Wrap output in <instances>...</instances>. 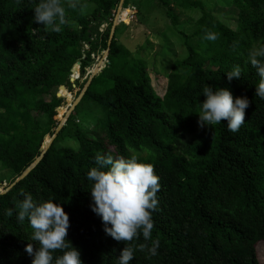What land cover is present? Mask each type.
<instances>
[{"label":"trees","instance_id":"1","mask_svg":"<svg viewBox=\"0 0 264 264\" xmlns=\"http://www.w3.org/2000/svg\"><path fill=\"white\" fill-rule=\"evenodd\" d=\"M38 2L0 0V164L15 174L11 183L50 139L58 125L56 109L60 121L64 118L58 90L65 98L73 93L66 88L79 75V64L82 72L91 66L98 45L109 49L108 64L101 62L42 160L0 195V264H31L24 247L37 246L28 239L32 230L27 219L15 220L24 194L37 203L49 198L61 203L69 218L66 239L80 250L82 264H116L126 242L103 231L89 207L85 174L97 152L127 157L129 150L153 166L160 184L151 235L159 241L157 254L139 251L138 245L151 241L137 236L127 242L134 256L129 264H262L264 100L254 96L259 77L246 60L253 46L264 45V0H230L234 20H222L199 0H158L175 29L177 9L201 12L190 34L180 31L187 54L169 64L163 96L146 65L130 59L116 41V30L110 45V26L105 34L99 30L118 0H84L94 6L86 14L61 0L66 23L58 33L33 20ZM205 31L216 40L202 39ZM234 65L241 67V78L228 81L225 72ZM209 86L228 87L233 99H249L237 132L227 131L224 121L198 127L196 99L203 101L201 90ZM86 100L95 105L90 116L78 113ZM6 209H13L11 217Z\"/></svg>","mask_w":264,"mask_h":264},{"label":"clouds","instance_id":"2","mask_svg":"<svg viewBox=\"0 0 264 264\" xmlns=\"http://www.w3.org/2000/svg\"><path fill=\"white\" fill-rule=\"evenodd\" d=\"M67 7L86 14L89 5L82 0H66ZM33 20L42 24L46 31L60 32L61 25L66 23L65 7L61 0H39L33 8ZM216 34L205 31L202 39L215 41ZM246 63L259 77L255 84L254 96L264 100V45L253 46L248 52ZM228 81L241 78V67L234 65L226 71ZM203 101H198V127H212L224 121L227 131L237 132L245 119V109L249 107L246 96H237L233 99L228 87L211 86L201 90ZM69 146L75 148L73 142ZM91 186V211L100 217L103 231L116 241L126 242L116 259V264H129L133 259V248L128 246L129 241L140 236L150 245L140 244L139 251H145L149 256L157 254L159 241L151 239L153 220L152 212L157 209L156 193L160 189L159 176L153 166L145 162L140 155L129 150L127 157L101 154L94 156V166L85 174ZM3 193H0L2 195ZM5 215L11 217L13 209H6ZM27 219L31 228L30 241L36 242L24 247V251L32 257L31 264H82L80 250L66 239L69 227L68 213L61 203L52 198L42 202H34L30 194H24L23 199L15 206V220L23 223ZM59 252L55 259L53 253Z\"/></svg>","mask_w":264,"mask_h":264},{"label":"rangeland","instance_id":"3","mask_svg":"<svg viewBox=\"0 0 264 264\" xmlns=\"http://www.w3.org/2000/svg\"><path fill=\"white\" fill-rule=\"evenodd\" d=\"M199 1L222 20L228 18L234 20L236 17V13H234L233 8L230 6V0ZM93 7V5L89 4L86 13H90ZM177 11L180 13V25L175 29L166 15V10L158 0H124L123 2L118 0L110 17L111 20L103 21L99 26L100 32L105 34L109 26L111 31L112 25L116 20V41L127 48L130 59H135L146 65L151 77L152 86L160 96H163L166 91V72H169V64H171L174 58H183L187 54L180 31L190 34L195 20L201 15L199 9H188L184 12L177 9ZM88 48L89 46L85 44L84 49ZM92 59L93 64L91 66L99 63V61H104L105 66L108 64L106 50H102L100 45H98L97 50L92 54ZM77 63L79 64V62ZM89 67L82 72L79 64V75L74 82L70 81V88H66L69 91L73 90V93L69 97L65 98V96L60 95L61 89L58 90L59 96L63 99L61 108L66 110L64 118L60 121L57 117L58 111L56 109L57 115L55 119L58 125L65 122L69 107L82 92L89 77L94 74L92 73L93 70L91 73L88 72ZM94 110L95 105L86 100L84 106L79 107L78 113L90 116ZM83 120L79 116L76 117V122L79 125ZM56 129L57 127L53 128L48 135L52 136L56 132ZM14 177L15 174L10 169H3L0 164V191L12 184L11 180ZM258 254L262 264H264V243L258 245Z\"/></svg>","mask_w":264,"mask_h":264},{"label":"water","instance_id":"4","mask_svg":"<svg viewBox=\"0 0 264 264\" xmlns=\"http://www.w3.org/2000/svg\"><path fill=\"white\" fill-rule=\"evenodd\" d=\"M122 2L124 0H121ZM116 26H117V22L115 20V22L113 23L112 25V28H111V31H110V35H109V40H108V45L111 44L112 42V39L114 37V33H115V29H116ZM106 54L108 55L109 54V49L107 48L106 49ZM96 74H93L89 77V79L87 80V84L86 86L84 87V89L82 90V92L79 94V96L77 97L76 101L69 107V113L65 119V122L67 120V118L69 117V115L74 111L75 107L79 104V102L82 100L83 96L85 95L88 87L90 86L91 82H92V79L93 77L95 76ZM65 122L59 124L57 126V129H56V132L51 136V141L48 143V144H44L45 142H43L42 146H41V153L38 157L35 158V160L33 161V163H31L26 169L24 172H22V174L12 183L10 184L9 186H7L3 192L1 193H4V192H7L9 191L18 181L22 180L23 178H25L32 170L33 168L42 160V158L44 157V154L46 153V151L49 149V147L51 146V144L53 143L54 139L56 138V136L58 135L59 131L61 130V128L63 127V125L65 124Z\"/></svg>","mask_w":264,"mask_h":264},{"label":"bare ground","instance_id":"5","mask_svg":"<svg viewBox=\"0 0 264 264\" xmlns=\"http://www.w3.org/2000/svg\"><path fill=\"white\" fill-rule=\"evenodd\" d=\"M121 11V10H120ZM101 62L102 61H99V63L97 64V66L95 67V69L93 70V72L92 73H94V74H96V71H97V69L99 68V65L101 64ZM76 101V100H75ZM74 101V102H75ZM73 102V103H74ZM68 113H69V110L67 111V115H68ZM51 141V137H50V139L47 141V142H45V144H48L49 142Z\"/></svg>","mask_w":264,"mask_h":264}]
</instances>
